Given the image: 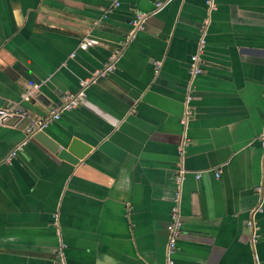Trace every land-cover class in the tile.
<instances>
[{"label": "crops", "instance_id": "obj_1", "mask_svg": "<svg viewBox=\"0 0 264 264\" xmlns=\"http://www.w3.org/2000/svg\"><path fill=\"white\" fill-rule=\"evenodd\" d=\"M0 101V264H167L178 195L175 264H264V0H0Z\"/></svg>", "mask_w": 264, "mask_h": 264}, {"label": "built area", "instance_id": "obj_2", "mask_svg": "<svg viewBox=\"0 0 264 264\" xmlns=\"http://www.w3.org/2000/svg\"><path fill=\"white\" fill-rule=\"evenodd\" d=\"M162 5L160 4L159 7ZM145 21V15L141 14L138 15L136 21H135V28H141L142 23ZM138 28V29H139ZM100 45V41L96 38L93 37H85L82 42L79 45L80 50L87 51L88 49L92 47H96ZM75 53L72 55V57H75ZM115 60V59H114ZM200 56L195 55L191 59V70H192V75L195 77L197 75H200L202 73V69L200 67ZM159 68V65L157 66ZM157 68V69H158ZM116 70V65L115 63H111L110 65L107 66L106 69L103 71H100L96 74V77H106L109 76L111 73H113ZM84 87H87L88 82H84ZM86 89V88H85ZM86 98V92L83 90L81 91L78 95L73 96L69 95L64 99V103L61 105L60 108L52 111L47 118H35L31 116H27L28 121H29V127H28V132L30 134H34L36 131L43 130L49 125L55 121H58L61 118V114L64 112H69L78 107L80 104V101ZM11 115V111L8 109H0V123L8 116ZM192 112L190 110H187L185 113V116L182 119V123L187 126V123L189 119L192 117ZM263 139V146H264V134L262 135ZM187 146V142L183 143V147L181 148V152H183L184 147ZM16 154V153H15ZM13 153V156L15 155ZM188 174V171L185 169L184 164H180L179 166V176L177 179V182L181 185L184 179L186 178ZM219 175V173L217 174ZM197 179L202 178V174H197L196 175ZM180 205H181V198L178 195L176 200H175V205L172 209V221L170 225L168 226V233H169V241L167 245V264H175L174 261V255L177 251L178 247V241L182 235L183 232V223L181 220V213H180ZM260 209V208H259ZM259 209L257 211H259ZM256 211V212H257ZM255 212V213H256ZM250 227L253 226V220L249 222L248 224ZM57 264H67L66 263V258H65V253H64V247H61L60 250L57 253Z\"/></svg>", "mask_w": 264, "mask_h": 264}, {"label": "water", "instance_id": "obj_3", "mask_svg": "<svg viewBox=\"0 0 264 264\" xmlns=\"http://www.w3.org/2000/svg\"><path fill=\"white\" fill-rule=\"evenodd\" d=\"M0 103H1V101H0ZM3 104H6V103H3ZM6 105H4V107H5ZM6 108V107H5Z\"/></svg>", "mask_w": 264, "mask_h": 264}]
</instances>
